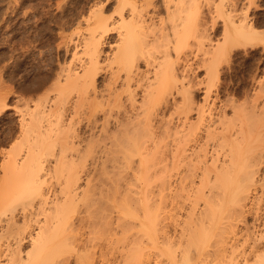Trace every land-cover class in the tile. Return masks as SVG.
Segmentation results:
<instances>
[{"label":"bare ground","instance_id":"obj_1","mask_svg":"<svg viewBox=\"0 0 264 264\" xmlns=\"http://www.w3.org/2000/svg\"><path fill=\"white\" fill-rule=\"evenodd\" d=\"M241 1L115 0L114 14L95 1L77 16L75 35L59 33L56 64L40 70L29 84L20 72V131H31L35 124L33 129L41 135L46 121H67L66 138L60 139L73 137L65 143L74 146V137L82 136L75 132L74 122L85 120L89 140L81 161V156L74 160L59 154L55 172L60 174L58 164L66 162L68 171L61 173L60 181L57 178L56 189L39 174L31 142L20 149L23 153L5 149L0 175L8 187L0 184L6 188L4 196L11 193L10 186L17 192L9 195V204V196L1 192L6 204L0 209V242L6 246L0 243V264H54L63 255L57 259L62 264L72 253L77 264H93L94 248H100L102 257L121 234L126 237L121 241L127 249L126 255L121 253L124 264H264V121L253 123L256 120L236 104L233 118L227 117L206 101L199 105L198 122L188 124L191 81L186 74L188 84L184 83L175 66L192 53L198 57L199 51L206 75L214 74L234 46L255 41L260 31ZM203 2L213 14L209 26L201 19ZM219 28V37L213 39ZM111 31L115 38L105 50ZM61 50L63 60L58 56ZM24 62L21 56L19 71H25ZM101 74L102 87L97 83ZM27 93L39 96L27 100ZM8 107L3 103L0 112ZM173 119L177 131L173 129L169 144ZM86 157L95 165L91 164L92 173L83 164ZM27 171L30 179L19 183ZM83 172L87 178L82 188ZM120 182L136 183L137 188L132 184L120 191ZM112 206L121 208L115 211L120 212L116 220ZM95 233L104 236V244H96Z\"/></svg>","mask_w":264,"mask_h":264},{"label":"rangeland","instance_id":"obj_2","mask_svg":"<svg viewBox=\"0 0 264 264\" xmlns=\"http://www.w3.org/2000/svg\"><path fill=\"white\" fill-rule=\"evenodd\" d=\"M95 1L101 3V5L99 4L100 6H102V7L104 6L103 9L105 10V12L107 14H110V12H111V14H114L113 8L115 5L114 4L115 0H0V94L2 93L0 95V97H1V99H0V101H1L0 102V110L2 109L3 103L5 104V102H6V104H9V107L7 109L0 112V153H1L0 154V165H1L2 160L4 158V155H3L4 151L9 150V151H12L13 153H15L14 150L17 149L16 152L23 153L22 152L23 149L26 148V146H28L27 144L29 142H31V143H29V146L30 147L34 146V148L36 147L34 155H33V157H34L33 161L35 164L37 162V165H40L41 169L39 170V174L41 175V177L43 178L45 183L48 186H50L51 188L53 187L54 189L58 188V186H59L58 182L62 178L61 177L62 174H66L68 171V169H67L68 164H66L67 163L66 162L64 164L63 163L58 164L60 166H58L57 171L60 172V174L55 172V167H56L55 165H57L56 160L59 158L58 156H61L59 154L62 153L61 157L67 156L68 159L72 158L71 156H73L72 159H74V160H76L78 157L81 156L80 157L81 159L80 160L78 159V160L79 161L83 160L82 159V157L84 156L83 152H85V149H87L84 146L87 145L86 140L89 138L88 133L86 131H84V130H87L85 120H82L83 122H81V121L80 122H76V121L74 122V126L75 125L76 126L73 128H74L75 132H77L78 134H80L82 132L80 134V136L82 135L81 136L82 139H81V137H79V138L74 137L73 142L75 143V145L71 146V144H70L71 149H70V146H68L65 142L68 143L67 139H70L73 137H70V138L68 137L66 139V141L64 139H62L63 141L60 139V138H66V136L64 137L63 132L65 131L64 128H66L65 124L67 121L59 120L60 123H58L59 121H57L56 119H54V121H53V119H51L52 122L46 121L47 123L49 122L48 125L45 122V124H46L45 126H47L46 131L48 132V136H47V132L45 130L44 131L46 133L43 131V133L41 135H38L39 131L33 129L35 127V124H34V127L31 128L32 129L31 131L27 130L28 132L25 131L26 133H24L23 131H20L19 130L20 129L19 128V121H20V114H19L20 108H19V106L21 105V101L19 99H21V98L19 96L20 95L19 94L20 93L19 92V76L21 73L25 72L26 84H29L31 77L37 75L40 70L47 68L48 66L51 65L52 62H55V64H56V62H57L56 54L57 53H56L55 48H56V45L58 43L56 41L57 40L60 41V39H59L60 36H58L59 33L60 34L62 33L63 35H66L68 37H70L71 34L75 35V32L79 28L76 26L77 25V21H76L77 16L81 13L86 12L89 9V7H91L92 5H94L96 3ZM243 1H244V3H242ZM243 1H241L240 7L244 8V11L248 10L247 13L249 15V18L256 20L257 28H258L257 30L261 32V33L259 32V37H258V35L256 37L258 40L255 39V41L242 42V44L234 46L232 48V50L230 51V53L225 56L224 60H220L221 64H218L219 66L216 67V70L213 72L214 74H212V72L210 73V75L207 74L209 76V80L207 78L208 76L206 75L205 67L204 66L201 67V62L199 60H202V59L200 58L201 52H199V51L195 52L198 54V57H197V55L195 56L192 53V55L188 56L186 60L184 58H181V59H179L180 61L177 60V62L175 64V66L178 65L176 68V72L178 73L179 76L182 77L183 82L188 84L187 80L190 79L189 82L191 81L190 85H189L190 86L189 91L191 93V94L190 93L189 94L192 96L190 98V100L191 99L192 100L189 101V103L191 102L190 103L191 107L189 105L191 110H189L190 108L187 109L188 107L186 108L188 110L187 115L189 117L188 118V124H190L189 122H191L192 124L195 125L198 122V115H199L198 109L202 105H204L206 101L208 103L214 102L216 107L218 108L217 110L221 109V111H224L227 117L232 116V118H233V115H232L233 111L235 108H238V106H239L240 109H242V113L245 112L247 117L250 116V117H252V118L249 117L250 119L254 118V120H256V121L251 120L253 123L258 121L257 124L262 125V124H260L259 121H261V123H262V121H264V116H262V115H264V113H262L264 111H261V109H264V108H262V107H264V106H262V105H264V101H262V100H264V93H262V92H264V0H252V1L249 0L251 4L254 2L252 5L251 4L248 5L249 2L246 0H243ZM242 4H243V6H242ZM208 12L212 13L208 10L207 5H205L203 2V6L201 8V17H203V18H201V19L202 20L204 19L205 21H207V25L209 26V25H211L210 24L211 19H212L211 17L213 14H209ZM1 14H3V16ZM217 21L219 23H221L220 19H218ZM60 27H62L63 29L61 30ZM75 29H76V31H75ZM209 31H211V30H209ZM219 33H220V28H219V31L216 33V35H214L213 39H215L217 36L219 37ZM56 34H57V36H56ZM212 36H213V34H212ZM50 37H52V38H50ZM260 37H261V39H260ZM114 38H115V32L114 31L109 32L108 36L105 38V44H103V48L105 50L108 49V46H109L108 44H110L109 42H112L114 40ZM47 39H49L48 41H50L51 44L50 43L48 44L46 42ZM21 47L23 49H20ZM62 55H63V51L61 50L58 56H60L63 60L64 57ZM21 56L25 57V62L23 65L25 71H23V72L19 71V65H18V61H19ZM67 59H68V57H67ZM182 59H184V60H182ZM226 59H227V61H226ZM190 62H192L193 64H190ZM190 65L192 66L191 67L192 71L187 70L188 67H189L188 69H190ZM185 66L186 67L188 66V67L185 68ZM177 69L180 72L177 71ZM186 74L188 76L186 78L187 80H185ZM104 77H105V74H103V75L101 74V76L98 78V82H97V83H99L98 86L102 87L103 82H104ZM181 77H180V79H181ZM191 77H193V78L191 79ZM217 77H218V79H217ZM206 80H207V83H205ZM209 81H211L210 84H209ZM206 84H208V86H206ZM191 87H192V89H191ZM207 87H208V89H206V90L210 91L207 93V95H209V96L205 95V93L207 91H205L204 89ZM9 88H10V90H9ZM41 92H39V93H41ZM37 95L39 96L38 93L37 94L35 93L34 95L27 93L25 95V98L27 100H29L30 98L35 99L38 97ZM180 95H177L178 100L182 99L181 98L182 96H180ZM203 95H205L206 98H204ZM178 96H179V98H178ZM255 97H256V99H255ZM206 99H208V100H206ZM180 100H179V102H181ZM229 100L231 101V103L229 102ZM251 101H254L256 103L254 104V102L252 103ZM243 102H245V103H243ZM30 103H32V100H31V102H29V104ZM226 103L228 106L226 105ZM249 104H251V105H249ZM260 104H262V105L259 106ZM199 105H201V106H199ZM234 105L237 107H235V108L232 107ZM197 106H199V107L197 108ZM221 106L223 107V109ZM242 106H244L245 108ZM16 107H18L19 109ZM252 109H253V112H256L258 114L253 113L254 114V116H253L250 112V111H252ZM17 110H18V112H17ZM195 111H197V112H195ZM247 113H249V114H247ZM256 116H258V117H256ZM259 116H261L262 118ZM190 119H191V121H190ZM195 121H196V123H195ZM172 122H174V123H172ZM172 122H171V127H170V132H169L171 135L168 134V136H170V138L167 136L170 140L169 144L174 137L172 135L173 132H175L174 130L177 131L176 120L173 119ZM62 123H63V125H62ZM59 126H61V127H59ZM50 128L52 130H50ZM53 128H55V129L53 130ZM174 128H176V129H174ZM179 128H180V126H178V129ZM57 129L59 131H57ZM62 129H63V131H62ZM171 129H172V133H171ZM32 131L34 134L32 133ZM61 131H62V133H61ZM58 132H60L63 136ZM83 132H85V133H83ZM64 133H66V131ZM45 134L49 140L48 139L46 140ZM83 134L85 135V137ZM23 135H24V138L25 137H27V138L24 139L22 137ZM65 135H67V134H65ZM171 136H173V137H171ZM41 137H42V139H41ZM34 138H35V141H33ZM50 139L53 141L55 140L56 143H54L52 141V143H54L53 145L55 147L53 145H51L52 143H51ZM83 139H84V141H83ZM21 140H24V141L22 142ZM42 140L45 143V145H41V144H43ZM47 141H50L49 144ZM58 141H60V142H58ZM60 143H61V145H60ZM87 143H89V141ZM30 144H32V145H30ZM38 144H40V145H38ZM59 145L64 150V152H62L63 150L60 147H57ZM66 145L69 148H67ZM51 147H53L55 149L53 150V149H51ZM21 148H23V149H21ZM38 148H39V150H38ZM46 148L48 150L50 148L51 150L48 151ZM20 149L22 151H20ZM45 149L47 151H45ZM60 149L62 151H60ZM52 150H53V152H52ZM66 150H69L67 152V154L65 153ZM81 150L83 152H81ZM38 151H40V152L38 153ZM78 152H80V153H78ZM56 155H57V158H56ZM74 155H76V156L74 157ZM44 156H45V160H44ZM87 157H90V156H87ZM47 160H48V162H47ZM79 161H76V162H79ZM91 161H92L91 158L90 159L87 158V161L85 160V162H83V164L86 165V167L88 169H90V171L92 173L95 165L93 164V162L90 163ZM88 163H89V167H88ZM83 164L80 163L79 165L82 166ZM91 164L94 166H92ZM31 167H33L32 169H34L35 171L37 170V168L35 169V167H36L35 165H32ZM61 167L63 168V170ZM78 169H79V166H78ZM29 172L31 173L30 170H29ZM27 173H28V171H27ZM30 173L23 174L22 175L23 178L22 177H21L22 179L20 178L19 183L26 181V179L29 180L31 177ZM0 174H3L1 169H0ZM56 174H58V175H56ZM81 174L83 175V177H82L83 181H81L82 182L81 184L83 185L82 188H83L85 186L84 185L85 180H86L85 178H87V177L84 174V172ZM94 174H95V171H94ZM28 175L30 177H28ZM0 177H1L0 183L3 186L8 187L7 185H5V182L3 181V179H4V178H2L3 176L0 175ZM57 178H59V181ZM103 181H105V180H102V182ZM107 182L110 183L109 186L113 187L112 181H107ZM121 182L124 183L125 181L124 182L121 181ZM121 182H120V184H121ZM131 182H129V184ZM104 184H106V181L104 182ZM125 184H127V182L124 183V185ZM129 184H128V186H131L133 184L134 186H136L134 188L135 189L137 188V185H135L136 183L135 184L132 183L130 185ZM2 185L0 186V206H1L0 209L2 207H4V204H6V203H4L5 201L9 204V202H11L10 200H12L11 197H13V194H16V192H17V191H15L16 190L15 187L10 186L9 191L11 189V191H10L11 193H9V194L6 193V194L8 196L11 194L10 195L11 197L10 196L9 197L4 196V194H3L4 190L3 189L6 190V188H3ZM122 185L123 184H121L119 186L120 191H124V189L128 188V186H124V185L122 186ZM7 190H8V188H7ZM14 191H15V193H14ZM1 192L6 199L8 197V200L4 201L5 198L1 195ZM116 195L117 194L115 193V196ZM118 197H119V199H116L117 201H119L121 199L120 195H118ZM118 197L116 196V198H118ZM14 200L15 199L13 198V201ZM116 203H117V205H119L118 202H116ZM113 207H114V210L112 209L113 211L111 213H113V215H114L113 219L116 220V216L120 212L118 213L115 211H120L121 208H119L120 210H118L117 209L118 206H112V208ZM74 214L76 215L77 212H75ZM120 232L117 234H121ZM97 234H100V232ZM97 234L95 233V236ZM92 235H94V234H92ZM92 235H90V237H92ZM121 235H123V234H121ZM121 235H118V236L116 235L117 238L119 237V239L117 240L118 244L117 245L115 244V247L112 248V250H109L108 252L105 251L104 253L106 255L103 253L104 255L102 254V257L100 256V254H99L100 252L98 250L100 248H98V246L96 248H94L96 252H94L93 264H102V263L104 264V262L106 264H116V263L120 264L119 262H121L122 258L124 259V257H125V256L122 257L123 254L126 255V253H124V251H127V249L125 250L126 247L125 248L122 247L123 244H121V243H123V242H121L122 238L126 239V237H124V236L122 237ZM95 236L92 238L97 237V236L96 237ZM100 237H101V234H100ZM102 238L97 237L96 239L97 240L99 239V240L96 242V244L97 243H98V245L100 243L104 244L105 243V242H103V241H105L104 236H102ZM125 239H124V241H125ZM93 241L95 242L96 240H93ZM4 242L5 241H1L0 243L2 244ZM5 243L2 244L3 246L1 245V247H4ZM121 249L123 251H121ZM80 252H82V251H80ZM121 253H123V254H121ZM69 256H71V257H69ZM69 256H68V258L63 260L62 264L63 263L64 264H77L75 253L69 254ZM61 257H63V255L56 257L55 258L56 260L54 259V261H56L54 264H59L57 262V259L59 260V259H61ZM118 259H121V260H118ZM107 260H109L110 263L109 262L107 263ZM123 264H124V262H123Z\"/></svg>","mask_w":264,"mask_h":264}]
</instances>
